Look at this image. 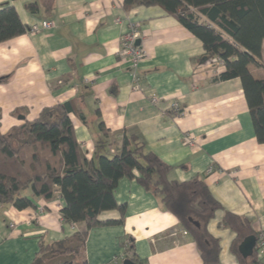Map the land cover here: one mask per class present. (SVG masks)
<instances>
[{"label":"crops","instance_id":"1","mask_svg":"<svg viewBox=\"0 0 264 264\" xmlns=\"http://www.w3.org/2000/svg\"><path fill=\"white\" fill-rule=\"evenodd\" d=\"M5 5L28 28L43 21L52 27L0 44V132L77 100L69 118L85 157H92L102 123L110 153L118 152L124 136H134L173 167L168 180L202 179L222 207L207 225L219 241V264H238L230 251L236 234L221 226L224 213L249 219L254 233L264 229V144L255 139L240 80H215L224 66L201 62L202 43L159 7L124 11L123 0H0V9ZM130 25L138 29L145 54L135 70L136 91L129 63L118 54ZM248 71L264 80V53ZM173 102L182 113L170 109ZM115 199L126 207L124 222L88 231L89 264L121 256L127 241L142 264H202L191 235H182L184 228L159 196L121 179ZM32 201L34 208L21 211L0 206V264H33L41 244L61 242L79 230L62 222L58 194L49 203ZM100 218L116 220L119 214Z\"/></svg>","mask_w":264,"mask_h":264},{"label":"trees","instance_id":"2","mask_svg":"<svg viewBox=\"0 0 264 264\" xmlns=\"http://www.w3.org/2000/svg\"><path fill=\"white\" fill-rule=\"evenodd\" d=\"M153 6L174 17L202 43L205 54L201 62L214 57L222 61L224 71L215 80H240L255 139L264 144V80H255L248 71L264 53V0H123L124 11ZM28 30L12 6L0 9V44ZM76 103L71 100L45 108L36 119L24 120L5 134L0 132V206L21 211L34 208L33 199L49 203L58 194L63 201L62 222L80 227L68 239L41 244L33 264H89L84 258L88 231L124 222L126 207L115 199L121 179L135 180L145 192L159 196L164 210L191 235L202 264H219V241L208 234L207 225L222 207L203 180H168L173 167L134 136H124L118 152L110 153L109 132L102 123L101 138L87 159L69 118L76 112ZM113 211L119 214L118 219L101 220L102 214ZM189 218L200 228H195ZM221 226L236 234L230 251L238 264H262L254 253L244 259L238 252L245 237L256 235L249 219L225 212ZM122 247L124 260L142 264L129 241Z\"/></svg>","mask_w":264,"mask_h":264},{"label":"built area","instance_id":"3","mask_svg":"<svg viewBox=\"0 0 264 264\" xmlns=\"http://www.w3.org/2000/svg\"><path fill=\"white\" fill-rule=\"evenodd\" d=\"M51 27L52 24L50 22L43 21L40 23V25H34L30 27L28 33H37L41 30H48ZM139 38H140V34L138 29L134 25H130L129 30L125 32L121 37L120 49L118 52L119 57L126 59L129 63L128 67L132 73V77H133L132 89L134 91L139 89V83H140V78L136 76L135 70L145 55L140 45L136 44ZM209 63L210 66L223 65L222 61L217 57H214L211 61H209ZM149 100L152 105H156L158 103V98L156 97L155 94H151ZM170 109H172L177 113H182V111H180V107L178 103L176 102H173L170 105ZM182 235L186 236L188 235V232L186 230H183ZM255 237H256V242L253 253L255 255L256 260L259 263L264 264V229H260L259 231H257ZM124 257H125V253H123L121 256L113 257L111 262L113 264H119L124 260Z\"/></svg>","mask_w":264,"mask_h":264},{"label":"water","instance_id":"4","mask_svg":"<svg viewBox=\"0 0 264 264\" xmlns=\"http://www.w3.org/2000/svg\"><path fill=\"white\" fill-rule=\"evenodd\" d=\"M137 45L140 44V41L138 40ZM23 119V117H21ZM188 221L197 229L200 228V224L196 221H193L191 218L188 219ZM256 242V237L255 235H249L245 237L241 243L238 246V252L239 254L244 258H249L253 255V250ZM122 264H135L131 262L130 260H123Z\"/></svg>","mask_w":264,"mask_h":264}]
</instances>
